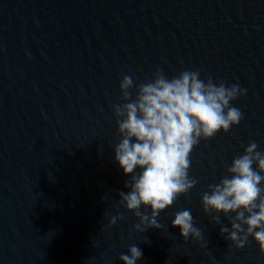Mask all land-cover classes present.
I'll list each match as a JSON object with an SVG mask.
<instances>
[{"label": "water", "instance_id": "95a60500", "mask_svg": "<svg viewBox=\"0 0 264 264\" xmlns=\"http://www.w3.org/2000/svg\"><path fill=\"white\" fill-rule=\"evenodd\" d=\"M157 69L246 91L230 102L239 124L194 146L196 184L152 228L120 200L113 105L124 75L131 100ZM250 142L264 151V0H0V264H123L132 246L136 264H264L251 237L220 234L234 214L201 204ZM184 209L199 240L171 225Z\"/></svg>", "mask_w": 264, "mask_h": 264}, {"label": "clouds", "instance_id": "9594fccd", "mask_svg": "<svg viewBox=\"0 0 264 264\" xmlns=\"http://www.w3.org/2000/svg\"><path fill=\"white\" fill-rule=\"evenodd\" d=\"M132 87V78L124 75L119 89L125 103L113 105L120 137L113 158L122 174L130 177L125 185L129 191L119 196L140 224L158 228V213L196 184L188 174L192 149L200 140L227 133L239 124L242 114L230 102L246 90L236 84L214 83L210 77L200 79L198 71H183L169 79L160 69L151 81L136 85L135 98L130 100ZM201 204L205 213L234 214L231 227L221 226L219 231L236 248H242L251 237L264 254V151L250 142L232 159L218 183L208 186ZM142 206L150 209V214H141ZM118 219L112 217L110 225ZM171 225L184 239L201 237L188 209L176 212ZM141 255V250L132 246L119 259L123 264H136Z\"/></svg>", "mask_w": 264, "mask_h": 264}]
</instances>
